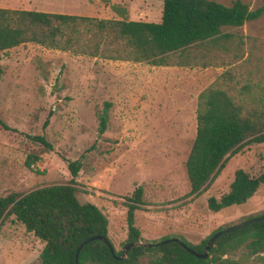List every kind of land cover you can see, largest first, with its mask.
<instances>
[{
	"label": "rangeland",
	"instance_id": "374dc122",
	"mask_svg": "<svg viewBox=\"0 0 264 264\" xmlns=\"http://www.w3.org/2000/svg\"><path fill=\"white\" fill-rule=\"evenodd\" d=\"M241 1L249 9L264 5ZM0 7L152 22L161 13L160 0H0ZM221 30L232 34L227 51H214L211 58L193 53L184 64L176 63L182 56L151 65L33 42L0 51V119L11 128L0 127V196L65 183L70 175L63 158L82 156L77 198L105 215L115 250L126 234L124 197L137 185L144 204L134 212V225L142 242L182 236L197 244L217 227L263 211L264 184L245 203L217 212L207 209L206 198L225 193L237 168L253 175L262 171L264 143L228 156L202 192L188 194L184 161L195 133L197 94L226 87L244 109L264 110V12ZM104 102L106 124L99 133ZM26 134H42L52 150ZM27 154L39 157L29 168L23 163ZM41 246L11 217L0 223V264H39ZM244 251L241 245L230 257Z\"/></svg>",
	"mask_w": 264,
	"mask_h": 264
},
{
	"label": "trees",
	"instance_id": "16d2710c",
	"mask_svg": "<svg viewBox=\"0 0 264 264\" xmlns=\"http://www.w3.org/2000/svg\"><path fill=\"white\" fill-rule=\"evenodd\" d=\"M160 1L157 22L0 7V51L33 42L47 48L90 56L103 54L108 59L143 61L151 65H166L171 58L182 56L176 63L184 64L193 53L201 52L202 58L203 53L211 58L214 51H227L232 34L222 32L221 28L238 27L264 12V5L249 9L241 0H232L229 5L215 0ZM112 8L121 9L116 5ZM107 106L108 102H104L99 115V133L105 129ZM47 123L48 118H45L41 127L45 128ZM0 127L11 129L1 119ZM26 136L45 150H52L51 143L42 134ZM251 143H264V110L244 109L226 87L202 89L196 97L195 133L184 161L188 194L195 196L202 192L226 158ZM38 158L27 154L24 166L29 168ZM81 158H63L70 175L65 183L0 196V223L11 217L42 243L39 264H74L78 243L93 234L105 236L110 242L105 215L94 204L80 202L77 198L75 177ZM262 159L264 162V156ZM261 184H264V169L253 175L237 168L227 191L217 198L208 196L206 207L217 212L245 203ZM123 203L126 234L122 247L127 243L141 244L128 247L125 256L118 260L113 255H120L122 248L115 250L112 246L111 254L102 241L92 240L79 249L76 264H264V219L221 233L212 241L207 257L198 258L176 242L145 244L176 237L201 253L207 238L229 224L217 227L197 244H191L182 236H163L155 242H142L139 229L134 225V212L144 204L142 187L135 186ZM263 214L264 210L248 214L238 222ZM241 245L245 246V251L236 258L230 257Z\"/></svg>",
	"mask_w": 264,
	"mask_h": 264
},
{
	"label": "water",
	"instance_id": "95a60500",
	"mask_svg": "<svg viewBox=\"0 0 264 264\" xmlns=\"http://www.w3.org/2000/svg\"><path fill=\"white\" fill-rule=\"evenodd\" d=\"M264 219V214L263 215H260V216H255V217H251V218H248L246 220H243L241 222H237L235 224H231L221 230H216L214 231L206 240L205 244L203 245V248H202V252L201 253H198L196 251H194L193 249L189 248L188 246H186L181 240H179L178 238L176 237H171V238H166V239H163L161 241H158V242H155V243H147L145 244L146 246H151V245H156V244H161V243H167L169 241H172V242H176L178 243L184 250H186L187 252H189L191 255L195 256V257H198V258H205L207 257V253H208V250L212 244V241L217 237L219 236L221 233H224V232H228V231H231L233 229H236L238 227H241V226H244L248 223H252V222H256V221H260V220H263ZM92 240H100L102 241L106 246L107 248L109 249V251L111 252V254H113V247L111 245V243L107 240V238L105 236H102V235H99V234H93L91 236H88V237H85L83 240H81L76 249H75V253H74V264H76V258H77V253L79 251V249L82 247L83 244L89 242V241H92ZM141 244V242H134V243H127L125 244L123 247H122V250H121V253L120 255L118 256H114V258L116 259H122L124 256H125V253L128 249V247H130L131 245H139Z\"/></svg>",
	"mask_w": 264,
	"mask_h": 264
}]
</instances>
